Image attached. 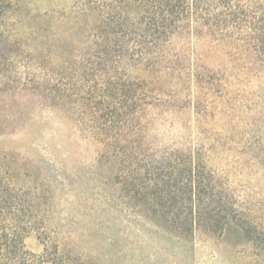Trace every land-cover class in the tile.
<instances>
[{"label":"trees","instance_id":"16d2710c","mask_svg":"<svg viewBox=\"0 0 264 264\" xmlns=\"http://www.w3.org/2000/svg\"><path fill=\"white\" fill-rule=\"evenodd\" d=\"M31 17L53 37L45 92L100 147L101 182L129 215L172 235L184 264L225 235L264 259V218L233 180L264 179V0H0V82L20 90ZM10 170L0 162V264H113L51 237L54 199Z\"/></svg>","mask_w":264,"mask_h":264},{"label":"rangeland","instance_id":"374dc122","mask_svg":"<svg viewBox=\"0 0 264 264\" xmlns=\"http://www.w3.org/2000/svg\"><path fill=\"white\" fill-rule=\"evenodd\" d=\"M63 1L34 3L43 8L60 6ZM28 23L29 57L20 73L11 75L12 80L25 79L27 86L20 90L12 82H0V162L9 165L10 173L27 175L26 181L38 192L49 191L54 201L48 225L58 243L65 245L68 235L101 257L113 254V264H184L172 235L138 222L129 215L131 205L125 207L123 196L114 198L111 185L101 182L107 173L96 167L100 147L69 107L55 106L45 92L49 69L56 66L49 65L54 55L48 46L53 37L47 21L31 17ZM233 180L242 197L247 192L254 198L264 218V179L241 173ZM239 241L226 235L209 242L195 241L186 264H264L262 256H255L259 251ZM27 245L36 254L44 250L43 240L35 233Z\"/></svg>","mask_w":264,"mask_h":264}]
</instances>
